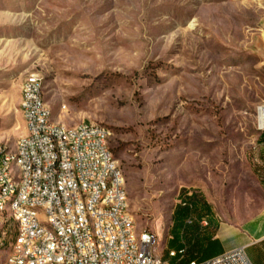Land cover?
<instances>
[{
  "label": "rangeland",
  "instance_id": "rangeland-1",
  "mask_svg": "<svg viewBox=\"0 0 264 264\" xmlns=\"http://www.w3.org/2000/svg\"><path fill=\"white\" fill-rule=\"evenodd\" d=\"M31 75L55 123L109 130L135 232L170 264L190 263L168 257L184 202L234 226L264 206V0H0V148L11 152ZM7 228L0 259L16 239Z\"/></svg>",
  "mask_w": 264,
  "mask_h": 264
},
{
  "label": "built area",
  "instance_id": "built-area-1",
  "mask_svg": "<svg viewBox=\"0 0 264 264\" xmlns=\"http://www.w3.org/2000/svg\"><path fill=\"white\" fill-rule=\"evenodd\" d=\"M37 80L28 86L27 97L35 130L17 141L21 172L11 171L13 154H4L0 148V206L10 193L21 192L17 214L23 215L22 244L10 264H170L157 254L152 235H131L133 221L124 199L123 173L110 151L108 130L97 124L63 127L62 123L60 131L46 130L49 107L38 103ZM47 136H59L60 145L47 144ZM17 174L25 175L24 184H17ZM107 183H114V190H107ZM24 204L44 205L45 218L54 222L61 241L33 235L34 218L22 212ZM195 221L191 216L187 226ZM200 226L206 228L207 221ZM135 236H143V248H135ZM179 256L182 263L186 249L168 254L170 259ZM189 264L251 262L241 248Z\"/></svg>",
  "mask_w": 264,
  "mask_h": 264
},
{
  "label": "crops",
  "instance_id": "crops-1",
  "mask_svg": "<svg viewBox=\"0 0 264 264\" xmlns=\"http://www.w3.org/2000/svg\"><path fill=\"white\" fill-rule=\"evenodd\" d=\"M21 101V98H20ZM256 148V170L264 192V133L260 136ZM203 212L194 216L196 221L187 226V220L179 223L175 233L176 251L186 249L189 262H204L225 253L245 248L251 264H264V206L251 219L239 226H234L218 216L209 204L203 206ZM206 220L208 226L202 228L200 222Z\"/></svg>",
  "mask_w": 264,
  "mask_h": 264
},
{
  "label": "bare ground",
  "instance_id": "bare-ground-1",
  "mask_svg": "<svg viewBox=\"0 0 264 264\" xmlns=\"http://www.w3.org/2000/svg\"><path fill=\"white\" fill-rule=\"evenodd\" d=\"M35 78L37 80V92L40 96H38V103H45L44 100V86L43 81L39 78L38 75L29 76L23 86L21 87V101H20V112L22 119L25 124V135L22 138H26V135L33 134L35 130V120L34 116L29 112L28 109V86L35 85ZM46 104V103H45ZM47 105V104H46ZM79 125H95L93 123H85L82 122ZM78 126V125H76ZM257 126L260 131L264 129V106L258 108L257 110ZM63 127H66L63 125ZM45 128L46 130L60 131L61 125L57 124L52 119V114L50 108L48 109L47 115H45ZM109 131V130H108ZM108 135L109 132H108ZM47 144L52 146L60 145V137L59 136H47ZM4 154H13L10 155V168L12 172H21L22 166V156L21 154V146H17L14 152L9 151L6 147H3ZM119 172H121L119 168ZM25 175L17 174V184H24ZM124 184V179H123ZM125 186V185H124ZM107 190H114V183H107ZM21 199V192H13L10 193L8 197L4 200H1L0 206V251L3 252L6 250V241L7 236L3 237V233H6L8 230L7 226L10 223H14L16 225V239L13 240L10 252L6 257H1L0 264H10L12 261V256L14 252H17L20 249L22 244V230L21 225H23V215H18L17 210L19 207V202ZM124 199L126 200V194L124 192ZM22 212L27 214L28 217L34 218V228L33 235H41L44 234L46 237H52L54 241H61V234L57 233L56 226L54 222L51 221V218H45V206L44 205H36V204H24L22 205ZM40 213L43 214V218L40 217ZM129 218L133 221V225L131 228V235H137L135 232V224L134 220L129 214ZM147 234V233H141ZM135 248H143V236H135ZM3 260V261H2Z\"/></svg>",
  "mask_w": 264,
  "mask_h": 264
},
{
  "label": "trees",
  "instance_id": "trees-1",
  "mask_svg": "<svg viewBox=\"0 0 264 264\" xmlns=\"http://www.w3.org/2000/svg\"><path fill=\"white\" fill-rule=\"evenodd\" d=\"M190 201L191 200H189V202L188 201L184 202V203H186V206L181 205L180 209L177 210V212L174 214L175 215V225H174L173 230H175V232H176V228L178 227L179 223L182 222L183 220H186L187 218L189 219L190 214L193 213V211H194V204L192 201L190 203ZM176 222H177V224H176ZM171 247L176 250L175 237L173 238V241L171 243ZM177 252H179V250ZM186 252H187V250H186Z\"/></svg>",
  "mask_w": 264,
  "mask_h": 264
}]
</instances>
